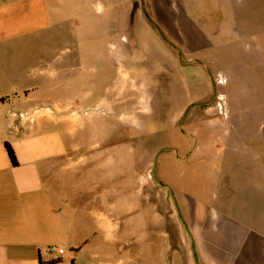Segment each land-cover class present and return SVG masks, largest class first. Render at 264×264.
Here are the masks:
<instances>
[{"label": "crops", "instance_id": "crops-1", "mask_svg": "<svg viewBox=\"0 0 264 264\" xmlns=\"http://www.w3.org/2000/svg\"><path fill=\"white\" fill-rule=\"evenodd\" d=\"M134 1L139 7L128 35ZM221 1L215 12L227 18L230 0ZM231 1L238 8L244 2ZM195 3L0 0V264H45L56 259H60L56 264H139L127 249L126 236L116 232L118 208L107 201L110 190H102L99 153L88 154L118 141L79 134L86 122L93 127L96 108L112 112V104L88 103L106 82L122 106L123 97L136 93L141 79L147 80L149 63L159 65L158 70L166 62L178 69L182 60L210 63L199 54L213 51L218 35L212 21L205 28L198 23ZM56 25L61 26L67 51L53 56L56 44L44 40L47 55L38 58L32 40ZM131 64L136 66L133 73ZM208 98L210 91L189 93L177 119L184 118L187 107ZM185 122L191 130L199 121L190 115ZM200 123L203 128L208 125ZM4 143L11 146L17 166L10 164ZM229 147L222 157L224 168L216 167L210 175L226 195L210 192L206 201L185 195L174 198L178 216L172 221L177 229L173 236L178 247L168 249L173 254L170 263L164 262L165 249L157 250V256L154 251L151 264H264V222L256 212L251 218L239 210L234 214V208H248V201L235 205L227 195L237 185L234 177L245 175L236 165L242 154ZM128 150L124 148L131 158L133 149ZM208 158L212 155L189 152L184 163L199 161L205 168ZM50 247L63 248L66 254L58 257L49 253Z\"/></svg>", "mask_w": 264, "mask_h": 264}, {"label": "rangeland", "instance_id": "rangeland-1", "mask_svg": "<svg viewBox=\"0 0 264 264\" xmlns=\"http://www.w3.org/2000/svg\"><path fill=\"white\" fill-rule=\"evenodd\" d=\"M229 2L227 18L215 12L221 9V0L195 3L198 23L205 28L212 21L218 35L214 50L199 54L210 63L188 64L182 60L183 66L178 69L166 62L160 70L159 65L149 63L147 80L141 79L139 90L123 97L122 106L117 105L119 96L107 86L109 82L88 99L94 106L99 102L113 105L109 114L96 108L91 120L95 128L88 121L78 134L86 139L111 137L118 141L88 154L99 153L102 190H110L107 201L118 208L116 232L126 236L127 249L139 264H151L149 255L156 252L157 256V250L167 252L178 247L172 222L178 216L175 199L185 195L206 201L210 192L226 195L212 183L210 175L215 174L214 168H224L223 153H228L230 145L242 154L236 165L244 168L245 175L234 177L238 186L227 195L235 205L243 200L249 205L232 211L237 215L239 210L248 218L256 212L264 222V0H244L239 8L234 1ZM60 27L56 25L32 40L38 58L47 55L44 40L56 44L53 56L67 51ZM135 69L131 64L132 73ZM219 78L223 83H218ZM207 91L212 94L210 100L187 107L184 118L177 119L189 93ZM190 115L199 122L188 130L185 120ZM202 120L208 122L204 128ZM124 148L133 149L131 158ZM189 152L212 155L208 167L198 165L199 161L184 163ZM172 256L170 251L165 253L164 262L170 263ZM183 259L181 255L182 263Z\"/></svg>", "mask_w": 264, "mask_h": 264}, {"label": "water", "instance_id": "water-1", "mask_svg": "<svg viewBox=\"0 0 264 264\" xmlns=\"http://www.w3.org/2000/svg\"><path fill=\"white\" fill-rule=\"evenodd\" d=\"M138 7H139L138 2L134 1L129 10L128 19H127V31H126L128 35L132 33V29L134 27V22H135V15L138 10Z\"/></svg>", "mask_w": 264, "mask_h": 264}, {"label": "trees", "instance_id": "trees-1", "mask_svg": "<svg viewBox=\"0 0 264 264\" xmlns=\"http://www.w3.org/2000/svg\"><path fill=\"white\" fill-rule=\"evenodd\" d=\"M4 149H5V152H6V155H7V158L9 160L10 164L14 167L17 166L16 157L14 155V152H13L11 146L8 143H4ZM59 262H60V259H56V260H51L45 264H56ZM40 264H42V263H40Z\"/></svg>", "mask_w": 264, "mask_h": 264}, {"label": "built area", "instance_id": "built-area-1", "mask_svg": "<svg viewBox=\"0 0 264 264\" xmlns=\"http://www.w3.org/2000/svg\"><path fill=\"white\" fill-rule=\"evenodd\" d=\"M218 83L219 84L223 83L221 78L218 79ZM219 107L221 109L220 105H219ZM48 251H49V253H53V254L57 255L58 257H62V256H64L66 254V251L63 248H59V247H50L48 249Z\"/></svg>", "mask_w": 264, "mask_h": 264}, {"label": "bare ground", "instance_id": "bare-ground-1", "mask_svg": "<svg viewBox=\"0 0 264 264\" xmlns=\"http://www.w3.org/2000/svg\"><path fill=\"white\" fill-rule=\"evenodd\" d=\"M220 98H222V97H220Z\"/></svg>", "mask_w": 264, "mask_h": 264}]
</instances>
